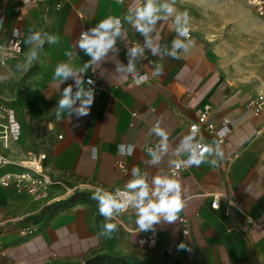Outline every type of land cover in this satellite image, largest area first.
Masks as SVG:
<instances>
[{
    "label": "crops",
    "instance_id": "0c3cea01",
    "mask_svg": "<svg viewBox=\"0 0 264 264\" xmlns=\"http://www.w3.org/2000/svg\"><path fill=\"white\" fill-rule=\"evenodd\" d=\"M131 2L64 0L60 10H51L45 20L39 11L20 3L0 4L6 18L5 34L17 28L23 42L22 53L9 56L0 68V100L14 110L22 136L8 149L0 145V153L20 161L29 152L43 151L47 172L65 185L88 183L94 188L124 189L133 167L146 171L149 181L158 168L169 167L168 157L158 166L148 164L147 149L158 142L155 135H149L150 128L159 121L168 130L169 144L174 148L186 134L187 125L195 121L196 112L208 105L212 109L210 122L230 120V134L220 146L223 159L215 167L207 162L193 166L177 178L187 189L184 207L174 223L154 225V249L140 248L138 234L126 233L118 226L111 237L100 235L106 221L92 194L82 193L43 207L25 194L0 187V235L4 245L0 264H264V227L247 224L248 219L264 220V111L253 117L247 104L254 94L228 81L208 44L194 33H190L194 45L187 53H180L179 59H160L146 52L136 66L139 75L148 77L140 85L132 82L131 75L121 80L114 73L111 59L89 69L85 79L92 70L95 82L89 115H72L69 119L65 113L61 120L55 118L54 107L60 98L52 81L56 66L69 60L67 52L73 53L76 65L87 62L90 57L74 47L81 32L108 16L123 19ZM125 27L127 46L143 43L144 38L126 22ZM29 30L59 37L56 44L45 43L32 64L25 60L28 46L24 37ZM156 31L161 45L170 47L176 37L172 18L158 23ZM117 48L116 59L127 64L125 43L118 41ZM155 62L162 66L161 75H152ZM71 83L69 79L62 84L61 91ZM199 139L214 143L205 132ZM120 144L135 145V151L131 156H121L117 151ZM93 147L99 150L96 159L91 157ZM227 159L230 163L225 168ZM118 163L125 166L126 174L121 173ZM216 192H231L237 210L229 216L223 207L211 210L207 195ZM62 193L61 187H55L51 198ZM181 218L186 220V238L181 234ZM28 225L37 226L38 232L20 240L18 231ZM182 242L187 244L186 250L178 249Z\"/></svg>",
    "mask_w": 264,
    "mask_h": 264
},
{
    "label": "clouds",
    "instance_id": "9594fccd",
    "mask_svg": "<svg viewBox=\"0 0 264 264\" xmlns=\"http://www.w3.org/2000/svg\"><path fill=\"white\" fill-rule=\"evenodd\" d=\"M125 0H117L123 4ZM176 0H132L123 19L108 16L100 20L94 27L81 32L74 47L79 48L90 59L82 65H76L73 61V53L67 52V62L59 63L53 73L52 81L56 85L60 98L55 110V118L61 120L65 113L70 119L72 115L77 118L87 116L94 102V81L85 80V74L89 69L101 67L102 63L111 59L115 63V71L121 80L131 75L135 84L140 85L147 81L146 75H139L137 63L141 62L146 52L152 56L163 59L171 57L180 58V53H187L195 41L190 39V17L187 11L178 12L175 8ZM172 18L176 37L168 44L161 45L159 34L156 31L157 24ZM138 32L144 39L143 43L135 42L128 45V27ZM3 19H0L2 25ZM125 43L127 48V64L116 59L119 49L117 42ZM59 42V37L39 30H29L24 37V43L28 46L25 60L32 64L39 58L45 43L50 45ZM114 54V55H110ZM113 57L115 59H113ZM21 65H17L20 68ZM153 76L162 74V66L159 62L153 65ZM71 79L61 91L60 86ZM75 89V91H74ZM224 131H227L225 129ZM198 129L193 126L190 132L184 135L179 143L172 148L169 144V132L161 127L158 121L150 130L149 135H155L158 142L154 147L147 149L150 158L148 164L160 165L165 157H168V169L158 168L156 174L149 181V174L140 167L131 169V178L123 190L115 192L97 187L91 195V199L97 202L98 211L105 218L100 235L111 237L116 231L117 224L107 222L114 220L127 210H132L135 215V223L138 232H148L154 229V225L165 222L174 223L178 220V214L184 207L183 196L187 189L177 179L178 169L200 166L202 163H210L218 166V161L224 157L219 143L214 145L204 144L197 138ZM118 154L131 156L135 151V145L120 144L117 146ZM99 150L92 148L93 159L97 158ZM210 157H213L209 159ZM217 208L218 205H213ZM187 244L180 243L178 249L186 250Z\"/></svg>",
    "mask_w": 264,
    "mask_h": 264
},
{
    "label": "built area",
    "instance_id": "2783aa9c",
    "mask_svg": "<svg viewBox=\"0 0 264 264\" xmlns=\"http://www.w3.org/2000/svg\"><path fill=\"white\" fill-rule=\"evenodd\" d=\"M12 1L22 4L23 6L39 11V14L43 20H45L51 10H60L64 0H0V4L3 2ZM110 2L117 3V0H109ZM248 6H250L256 16L264 22V0H246ZM119 4V3H117ZM0 19H3V24L0 25V68L4 67L7 63L8 57L11 55H20L23 51V42L20 31L17 28L11 29L8 34L4 32L5 26V14L0 7ZM17 20H20L17 18ZM94 71H90V77L85 79H92ZM132 82L135 84L132 77ZM247 107L250 109L253 117L257 118L264 111V96L257 95L251 99ZM212 109L210 106H203L196 112L195 121L189 123L186 128V134L190 132L193 126L198 129L197 138L199 139L202 132L207 133L213 137L214 143H208L199 139L204 144L214 145L219 143L223 145L227 136L230 134V120L223 118L219 124H214L209 121ZM227 129V131H224ZM257 135L260 131L256 132ZM185 134V135H186ZM22 136L21 126L16 118L14 110L11 108L8 102L0 100V145L4 149H8L12 143L20 141ZM177 145V144H176ZM175 148V147H174ZM92 157V149H91ZM93 159V157H92ZM96 159V158H95ZM225 168L229 165L230 159L225 160ZM47 155L43 151L36 150L35 152H29L26 159L20 161H13L0 153V187L6 190H10L15 194H25L34 203L40 204L43 207L51 206L54 202L72 199L79 194H92L96 188L88 183H81L76 186L65 185L61 179L57 176H52L46 170ZM121 173L126 174L125 166L121 163L117 164ZM193 166L178 169V176L180 178L183 174L190 171ZM61 187L63 193L58 198H51V191L55 187ZM110 192H115L117 189H105ZM123 190V189H121ZM210 198L211 210L217 211L220 208H224L226 216L231 215L237 210L235 198L231 192L227 193H212L207 195ZM218 205L214 208L213 205ZM42 207V208H43ZM114 222L117 226L126 233L138 234L137 245L143 249H154L156 247L157 234L154 230L148 232H138L135 223V215L132 210H127L115 217ZM181 234L184 238L188 236L186 228V220L181 218ZM247 224L250 227L262 229L264 227V220L262 222H256L248 219ZM0 222V227H1ZM38 232V228L35 225H28L18 231L20 240H26L32 235ZM2 236L0 235V255L4 253V245L2 243ZM165 254L169 255V252L165 250ZM53 258L49 259L52 263Z\"/></svg>",
    "mask_w": 264,
    "mask_h": 264
},
{
    "label": "rangeland",
    "instance_id": "374dc122",
    "mask_svg": "<svg viewBox=\"0 0 264 264\" xmlns=\"http://www.w3.org/2000/svg\"><path fill=\"white\" fill-rule=\"evenodd\" d=\"M175 8L188 12L190 33L208 44L228 81L264 96V22L246 0H176Z\"/></svg>",
    "mask_w": 264,
    "mask_h": 264
},
{
    "label": "bare ground",
    "instance_id": "6f19581e",
    "mask_svg": "<svg viewBox=\"0 0 264 264\" xmlns=\"http://www.w3.org/2000/svg\"><path fill=\"white\" fill-rule=\"evenodd\" d=\"M244 16H246V18H249V20H250V24H251V25L256 26L257 28H260L259 26H257V25L255 24V21H254V19H253L252 17H248L247 15H244Z\"/></svg>",
    "mask_w": 264,
    "mask_h": 264
}]
</instances>
